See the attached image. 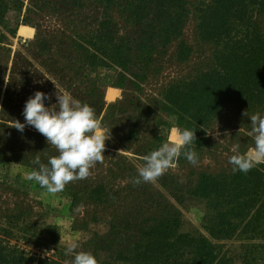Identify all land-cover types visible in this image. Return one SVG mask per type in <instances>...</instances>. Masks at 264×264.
Masks as SVG:
<instances>
[{
    "label": "trees",
    "instance_id": "1",
    "mask_svg": "<svg viewBox=\"0 0 264 264\" xmlns=\"http://www.w3.org/2000/svg\"><path fill=\"white\" fill-rule=\"evenodd\" d=\"M97 1L101 6L121 7L137 28L134 37L121 36L111 13L105 11L81 45L86 75L95 73L97 77L92 82L97 94H87V103L94 108L98 119L105 110L101 124L113 135L114 127H118L124 150L130 151L138 137V118L132 115L131 122L128 123V118L124 123L118 122L116 112L127 111L131 104L137 109L140 106L133 100L127 102L126 98L106 106L104 91L113 85L123 89L131 86L140 92L157 51L182 36L192 12L198 18L199 37L215 47L214 63L192 81L171 87L166 93L165 111L177 110L183 128L196 130V136H202L226 106H264V0ZM24 5L25 0H0V24L13 35L18 29L24 35L33 32L23 26L29 23V15L23 14ZM34 41L43 52L51 53L53 44L39 32ZM190 52L182 42L179 58L185 60ZM102 70L108 72L104 74ZM115 96L116 91L109 89L106 98L111 100ZM18 114L12 118L15 120L4 119L0 123V138L5 141L0 162H17L34 169L38 166L32 161L37 155L46 163L47 156L57 153L33 127L18 131L14 127L17 120L24 121L23 113ZM105 143L104 155H111L108 151L113 148L112 142ZM123 163V170H128ZM105 173L107 176L86 183L85 188L87 196L99 204L120 197L111 180L117 174L110 167ZM188 193L204 199L213 211L206 226L211 237L219 241L240 240L238 252L225 249V243L216 244L204 235L182 233V213L170 204L157 214L152 225L146 219L139 224L141 213L138 212L128 221L123 219L128 227L122 230L126 232H119L121 222L112 220L108 231L96 233L91 243L98 264H264V165L246 174L202 173ZM131 227L133 230L129 232L127 229ZM5 232L0 233V264H26L28 257L12 243L9 231ZM98 252L105 253L107 259L99 260Z\"/></svg>",
    "mask_w": 264,
    "mask_h": 264
},
{
    "label": "rangeland",
    "instance_id": "2",
    "mask_svg": "<svg viewBox=\"0 0 264 264\" xmlns=\"http://www.w3.org/2000/svg\"><path fill=\"white\" fill-rule=\"evenodd\" d=\"M28 8L32 9L30 13ZM105 11L111 13L121 36H135L137 28L121 7L101 6L97 0H25L23 14L29 15V23L23 26L33 29L30 35L20 33V29L13 35L0 24V123L4 119L15 120L12 118L23 113L25 102L37 90L51 95L52 99L46 101L48 105L56 102V86L85 103L87 94L96 96L92 82L97 77L95 73L90 77L86 75L81 45H84L92 26ZM197 26L198 18L192 12L186 20L182 36L157 51L140 92L131 86L123 89L110 85L105 89L106 106L124 98L140 106L137 109L131 104L127 111H117L115 115L118 122L123 123L125 118L130 119L128 123L131 122L132 117H129L132 115L138 118L139 134L130 151L122 148L121 133L118 127H114L115 134L110 133L108 139L113 147L108 151L111 155L105 156L103 162L95 163L87 178L72 181L68 188L57 193H50L37 183L26 180L32 168L17 162H0V233L2 230L9 231L12 243L28 257L26 264H71L74 254L65 255L68 242H77V251L95 255L91 240L96 233L108 231L112 220L121 222L119 232H123V219L128 221L139 212L138 223L146 219L147 224L152 225L157 214L170 204L182 213V233L204 235L216 244L225 243V249L235 253L239 251L240 240L219 241L211 237L206 226L213 211L204 199L194 197L188 191L202 173L233 172L228 162L234 154L233 149L238 148L242 153L253 147L249 134L251 120L243 113L264 114V106H226L206 129V134L196 136L190 146L198 156L195 165L181 156L175 161V166L155 183L134 182L138 167L144 164L143 155L167 141L172 129H183L177 110L174 113L165 111L168 90L192 81L214 63L215 47L199 37ZM38 32L53 44L51 53L43 52L35 43L34 37ZM182 42L191 49L185 60L179 58ZM109 87L118 90V95L112 100L106 98ZM104 114L105 110L99 117L100 123ZM101 128L105 133L109 132L102 124ZM3 141L0 138L1 152L5 148ZM123 162L129 167L126 171L123 170ZM108 167L117 174L111 180L120 197L113 202L99 204L87 196L86 183L107 176ZM127 230L130 232L133 229ZM97 255L101 261L107 259L103 252Z\"/></svg>",
    "mask_w": 264,
    "mask_h": 264
},
{
    "label": "clouds",
    "instance_id": "3",
    "mask_svg": "<svg viewBox=\"0 0 264 264\" xmlns=\"http://www.w3.org/2000/svg\"><path fill=\"white\" fill-rule=\"evenodd\" d=\"M56 89V102L51 105L46 104L52 99L50 94L37 90L31 95L23 109L24 121L17 120L14 125L20 132L26 126L33 127L46 138L49 146L54 147L57 154L47 156L46 163L41 162L37 155L32 163L38 167L25 177L50 193L63 191L68 183L87 178L90 168L97 162H103L105 142L110 138V132L102 130L90 104L77 99L67 90L57 86ZM243 115L251 120L249 134L253 147L242 153L238 148L233 149L234 154L228 162L233 173L246 174L264 165V114L245 111ZM195 139L196 130L172 129L168 140L144 157V164L138 167L134 182L155 183L175 166V161L181 156L195 165L198 156L190 147ZM78 247L77 242H68L65 247V255L74 254L71 264H98L93 253L77 251Z\"/></svg>",
    "mask_w": 264,
    "mask_h": 264
},
{
    "label": "crops",
    "instance_id": "4",
    "mask_svg": "<svg viewBox=\"0 0 264 264\" xmlns=\"http://www.w3.org/2000/svg\"><path fill=\"white\" fill-rule=\"evenodd\" d=\"M109 89H113L114 91H118V90H116V88H111V87H109V88L107 89V91H106V95H107V92H108ZM117 95H118V94H117ZM117 95H116V96H117ZM116 96H115V97H116ZM113 99H114V98H113ZM111 100H112V99H111Z\"/></svg>",
    "mask_w": 264,
    "mask_h": 264
}]
</instances>
